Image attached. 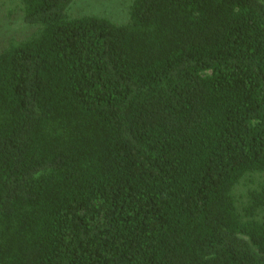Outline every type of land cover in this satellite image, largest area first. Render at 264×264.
I'll return each instance as SVG.
<instances>
[{"label": "trees", "instance_id": "trees-1", "mask_svg": "<svg viewBox=\"0 0 264 264\" xmlns=\"http://www.w3.org/2000/svg\"><path fill=\"white\" fill-rule=\"evenodd\" d=\"M20 1L0 264H264L263 1L133 0L122 24Z\"/></svg>", "mask_w": 264, "mask_h": 264}, {"label": "rangeland", "instance_id": "rangeland-1", "mask_svg": "<svg viewBox=\"0 0 264 264\" xmlns=\"http://www.w3.org/2000/svg\"><path fill=\"white\" fill-rule=\"evenodd\" d=\"M133 0H74L68 15L80 17L85 15L103 16L111 21L122 24L128 19L129 7ZM264 3V0H262ZM37 29L23 20V5L20 0H0V51L10 43L19 42L30 36ZM244 179L236 187L235 195L241 202L245 200L247 189L255 184Z\"/></svg>", "mask_w": 264, "mask_h": 264}]
</instances>
